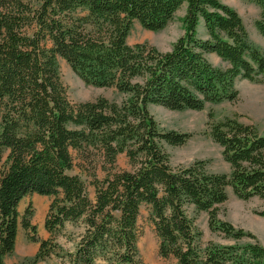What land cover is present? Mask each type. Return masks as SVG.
Returning a JSON list of instances; mask_svg holds the SVG:
<instances>
[{
    "label": "trees",
    "instance_id": "1",
    "mask_svg": "<svg viewBox=\"0 0 264 264\" xmlns=\"http://www.w3.org/2000/svg\"><path fill=\"white\" fill-rule=\"evenodd\" d=\"M255 26L264 37V0ZM187 5L184 34L169 52L148 43L131 46L135 23L161 31ZM203 22L207 39L198 37ZM216 54L226 69L210 63ZM59 59L88 86L115 89L73 103L61 79ZM264 52L253 44L239 13L219 0H0V264L16 249L20 202L36 194L53 198L45 228L60 233L83 221L72 252L51 240L39 243L32 263L55 255L63 264H143L138 219L142 207L159 239V255L177 264H264L258 242L204 244L197 227L208 214L211 231L240 240L255 236L219 218L227 190L241 200H264V135L237 117L215 122L209 135L223 150L230 173H211L207 162L172 167L165 146L186 144L192 134L165 130L150 105L171 111H202L207 103L235 102L237 79L261 82ZM80 166L93 177L88 195ZM125 155L129 170H118ZM101 170L106 176L98 179ZM264 218V211L257 212ZM28 207L22 227L36 231Z\"/></svg>",
    "mask_w": 264,
    "mask_h": 264
},
{
    "label": "rangeland",
    "instance_id": "2",
    "mask_svg": "<svg viewBox=\"0 0 264 264\" xmlns=\"http://www.w3.org/2000/svg\"><path fill=\"white\" fill-rule=\"evenodd\" d=\"M235 9L248 32L250 41L261 48L264 52V37L255 26V21L260 17L261 9L249 0H219ZM187 5L184 4L175 14L174 20L161 31L153 32L144 29L139 23H135L131 29L127 42L134 46L140 43H148L160 52H169L173 45L184 34L183 18ZM198 37L207 39L208 34L203 22L198 26ZM208 60L216 67L226 69L229 64L224 62L216 54H208ZM61 79L67 88V95L71 102L81 103L94 101L98 97L104 96L110 100L120 101L121 97L115 89L97 88L86 85L62 59H59ZM235 87L239 92L238 100L235 102H222L219 104L207 103L202 111H171L162 106L150 105L149 111L156 121L165 130H174L179 133L192 134V138L184 145L172 147L166 145L165 148L170 155L172 167L189 166L192 163L204 160L207 162V170L211 173H230V165L224 160L222 148L216 144L209 135V124L211 120L209 114L215 115L213 121L219 122L228 117H237L241 123L256 127L264 135V75L261 82H251L237 79ZM8 156L4 152L0 162V172ZM75 168L71 173L80 175L87 185L88 195L91 200H95V187L92 185L93 177L85 171L80 164L82 160L77 153H73ZM83 165V164H82ZM118 170H129L128 159L125 155H120L117 161ZM105 172L98 170L97 177L103 180ZM228 200L219 205V218L231 223L234 227L250 232L255 239L244 237L240 240L226 238L220 232L211 231L208 224V214L201 213L197 219V227L202 232L204 244L213 242L218 245H240L256 243L264 245V218L257 212L264 211V200L257 197L244 201L238 199L232 190H227ZM53 198L39 196L36 194L25 197L19 205L20 225L17 237L15 252L12 256L5 258L6 264H63V261L51 255L44 261L32 263V258L39 250V243L33 242L32 238L38 241L51 240L60 246V253L74 251L81 236L85 232L83 221L76 223L67 222L60 233L50 234L45 228V220L49 206ZM30 207L33 213L31 224L36 231L26 230L22 227V220L25 210ZM139 238L137 249L139 258L143 264H177L174 258L164 259L159 255V239L156 235L154 225L150 219V209L142 207L138 219ZM264 247V246H263Z\"/></svg>",
    "mask_w": 264,
    "mask_h": 264
},
{
    "label": "crops",
    "instance_id": "3",
    "mask_svg": "<svg viewBox=\"0 0 264 264\" xmlns=\"http://www.w3.org/2000/svg\"><path fill=\"white\" fill-rule=\"evenodd\" d=\"M264 246V245H263Z\"/></svg>",
    "mask_w": 264,
    "mask_h": 264
}]
</instances>
